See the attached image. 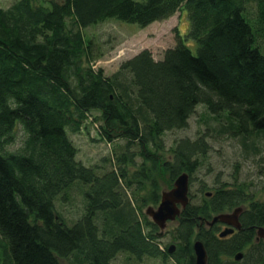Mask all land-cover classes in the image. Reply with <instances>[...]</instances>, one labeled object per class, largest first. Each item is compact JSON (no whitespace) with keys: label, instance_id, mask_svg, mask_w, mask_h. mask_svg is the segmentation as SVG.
<instances>
[{"label":"trees","instance_id":"obj_1","mask_svg":"<svg viewBox=\"0 0 264 264\" xmlns=\"http://www.w3.org/2000/svg\"><path fill=\"white\" fill-rule=\"evenodd\" d=\"M182 8L187 31L175 27L161 59L143 49L111 75L94 66L102 52L89 26H146L178 12L187 27ZM199 106L243 154L264 147V0L0 5V264H118L121 255L197 264V240L206 264H264V181L199 182L198 202L189 192L172 221V243L145 213L159 203L160 179L167 189L183 172L192 181L208 154L204 132L168 148L163 139ZM75 133L105 153L80 155ZM236 208L239 227L219 236L213 218Z\"/></svg>","mask_w":264,"mask_h":264},{"label":"rangeland","instance_id":"obj_2","mask_svg":"<svg viewBox=\"0 0 264 264\" xmlns=\"http://www.w3.org/2000/svg\"><path fill=\"white\" fill-rule=\"evenodd\" d=\"M13 0H0V5H8ZM186 15L185 24L184 17L180 13L175 12L172 16L156 20L146 26H138L135 23L120 22L117 20H107L100 24L89 26L86 33L98 41L101 46L102 54L93 61L94 66L101 67L106 75L114 73L120 63L139 53L143 49L150 50L154 59H161L164 50L175 44V27L180 33L187 31L189 19L187 10H181ZM196 50V46L193 45ZM203 107L199 106L195 114L190 118L189 124L182 130H173L166 132L163 136L166 147L172 145L175 138L187 136L195 138L198 133L204 132L210 150L206 157L202 159L197 171L192 175V181L189 182V190L195 202L199 199V182L211 186L216 180L232 183L236 177L237 181L250 183L254 187V183L264 181V147L260 145L256 151L248 150V154H243L244 150L239 142V138L227 136L218 132L219 124L216 119L205 118L200 116ZM91 132V128L85 129V133ZM72 134L73 140L77 144L80 155L84 157L96 159L105 153V149L100 143H90L87 140V134ZM258 140V139H257ZM251 144V143H250ZM110 146L106 145V149ZM257 160V161H256ZM161 192L166 190L164 179H160ZM155 207L153 205H149ZM147 206V207H149ZM146 209V208H145ZM234 210L226 211L232 213ZM175 222L168 221L162 237L163 243H172L171 234L168 232ZM220 229H223L220 226ZM124 256L118 257V264H134V262H124ZM145 264H160L158 260H151ZM170 264V263H169Z\"/></svg>","mask_w":264,"mask_h":264},{"label":"water","instance_id":"obj_3","mask_svg":"<svg viewBox=\"0 0 264 264\" xmlns=\"http://www.w3.org/2000/svg\"><path fill=\"white\" fill-rule=\"evenodd\" d=\"M188 174L183 172L177 175L174 179L173 186L170 189L162 190L160 202L156 207L149 206L145 209V213L152 218L157 224L160 231L158 235L163 233L168 220H174L179 215L181 208H184L188 203ZM241 208H236L232 213H221L216 215L212 221H226L234 227H239L237 221L238 214ZM232 229L225 230L220 235H225ZM173 245L170 246L171 251ZM197 264H206V250L204 244L197 240L193 245Z\"/></svg>","mask_w":264,"mask_h":264},{"label":"flooded vegetation","instance_id":"obj_4","mask_svg":"<svg viewBox=\"0 0 264 264\" xmlns=\"http://www.w3.org/2000/svg\"><path fill=\"white\" fill-rule=\"evenodd\" d=\"M220 226H222L223 227V229H226V228H229L230 227V225H228V223L226 224V223H224V222H221L220 223ZM221 228V227H220ZM223 229H220V230H223ZM234 230V229H233Z\"/></svg>","mask_w":264,"mask_h":264}]
</instances>
